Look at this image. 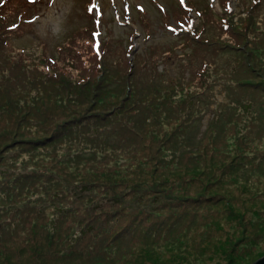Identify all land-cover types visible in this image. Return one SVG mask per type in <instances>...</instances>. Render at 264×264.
<instances>
[{
  "label": "trees",
  "instance_id": "obj_1",
  "mask_svg": "<svg viewBox=\"0 0 264 264\" xmlns=\"http://www.w3.org/2000/svg\"><path fill=\"white\" fill-rule=\"evenodd\" d=\"M184 40L188 46L198 45L196 40ZM225 44L217 49L229 48L227 67L215 61L216 49H211L194 53V60L180 63L179 69L188 73L186 85L203 84L201 75L212 68L215 76L209 74L214 82L221 73L227 75V92L231 94L237 89L263 93L260 98L238 97L234 103L239 106L242 123L232 119L238 113H232L227 122L236 123L235 133L243 131L240 136L245 137L251 132L248 123L253 115L264 109V79L256 78L261 79L258 88L250 78L229 75L244 70L250 49L245 41ZM170 52L172 49L163 50L160 57L170 56ZM13 60L5 59L0 66V238L5 240L0 246V261L7 258L2 253L5 247L12 250V260L32 256L29 264H77L71 258L90 264H115L109 258L115 253L120 257L121 248L131 254L144 251L147 257H139L148 261L152 250L182 259V252L196 251L197 245L215 232L214 225L220 229L227 223V212L213 209L215 214L198 213L199 206L210 208L208 204L216 201L214 194L190 192L189 187H179L177 193L164 191L178 183L186 184L187 172L175 175L181 167L164 147L152 152L155 144L148 135L153 134H147L150 130L160 134L162 126L169 130L177 122L184 123V127L177 124L174 128L182 131L178 139L190 136L193 126L188 119L194 115L199 122L202 100L207 99L214 82L198 97H177L181 82L155 70L153 60L150 63L146 55L135 53L130 59L123 56V50L120 63L102 56L97 65L71 73L45 60L28 63L22 59L18 64ZM38 83L47 86L41 90ZM134 125L138 132L132 134ZM221 138L227 142V137ZM142 142L145 145L139 148ZM16 148L28 151V156L18 158ZM29 157L34 170L16 171ZM120 158L124 160L118 161ZM163 172L166 174L161 176ZM166 182L170 187L162 191ZM242 182L241 190L258 195L247 188L246 179ZM25 193L28 195L22 198ZM263 208L255 209L254 215ZM216 232L224 233L225 240L233 237V232L227 236L225 229ZM37 233L50 245L65 237L72 242L61 252L63 245L38 253L43 260L37 261L33 257ZM249 238H259V234ZM14 240L20 245L14 246ZM111 242L114 246L108 250L103 244ZM233 244H237L239 252L235 255H239L251 250L254 242L241 235ZM23 248H31L33 255ZM84 250L89 253L83 258ZM105 257L107 261L100 262ZM130 264L141 263L135 258ZM151 264L160 262L153 260Z\"/></svg>",
  "mask_w": 264,
  "mask_h": 264
},
{
  "label": "rangeland",
  "instance_id": "obj_2",
  "mask_svg": "<svg viewBox=\"0 0 264 264\" xmlns=\"http://www.w3.org/2000/svg\"><path fill=\"white\" fill-rule=\"evenodd\" d=\"M81 1L83 0H43L41 3L36 4L39 6V9L35 13L36 18L34 19V25L31 27L28 34L17 39L18 42L26 47L25 54L30 62L35 58H38L40 55L38 47L40 41L48 42L49 45H52L62 40H66V36L70 33L69 29L73 28L75 24L84 22L85 19L81 15ZM258 1L259 6L256 9H254V7L250 9L251 4L249 2H247L245 6V8L249 10L251 15L250 18H246L245 15L243 16L240 10L233 11V15L230 17V19L233 20V23L231 21L233 34L227 35V39L222 38L223 34H220L217 36V39L227 40L231 45L239 42L242 44L244 39L247 37L250 38L251 36V29L248 25L251 18L254 19L258 30L263 29L264 0ZM96 2L101 6V18L104 19L106 23L105 25L108 26L111 37L120 36L125 39V41H130L127 40L128 38H126V36L128 31H132L134 35L132 44L134 47L132 48L131 53L138 52L146 46L147 49L145 50V54L150 63L151 60L154 59L153 57H156V59L153 60V68L162 74H167L172 79H175V81L181 82L178 87L180 89L177 92V97L183 95L198 97L199 94L207 88L210 82H214L213 76L211 75L213 74L215 76L213 69L208 68V71L204 72L200 77L203 84L198 82H191L188 83V85L185 84L187 79L185 69H179L178 65L179 62L194 60L195 44L191 43V46H188L185 40L177 38L179 36L173 35L162 26L161 20H159V13L155 9V6L157 5L165 6L166 8L170 7L172 0H154L153 2L151 0H128L130 8L125 14V17L126 19H129L128 24L130 25H127L124 17L119 16L121 14L120 6L123 3L122 0H96ZM198 2L203 9H207L205 0H199ZM135 3H138L135 5V8L144 11V16L148 17L150 21L148 28L149 36L147 37L144 36L143 30L137 23L138 12L134 9ZM231 5L234 6V2ZM172 11L175 15L180 14V10L177 8L172 9ZM214 11L217 12V6L215 4ZM116 12L118 13V16L115 17L113 14ZM205 18L213 17L207 14ZM167 21L170 23L173 22V19L168 18ZM244 28L248 31L247 35L238 34L244 32ZM235 29L239 32H236ZM17 48L18 46L14 45L13 48H11V51L16 52ZM122 48L123 44L119 46L117 50H110L108 59L112 61L115 59L120 63ZM203 48L216 49L214 53L215 61L222 62L227 67V60L230 57L228 47L219 50L217 49V45H206L204 47H199L196 54L201 53V49ZM247 48L250 49V47ZM166 49H172L170 56H165L164 58L160 57L162 51ZM249 53L250 50L247 49L246 57ZM64 54L69 55L70 53L69 51H65ZM226 57L227 59L225 60ZM229 75L237 76V78H250L253 81L250 83H257L256 87L260 88L258 83L261 79L256 80V78L264 79V54L262 55V58L257 59L254 62L248 58V60L245 61L244 70ZM216 77L217 80L214 82L215 84L210 85L211 89L207 95V99L202 100L201 106L203 107V111L200 114V118H198L199 122H197V118H195L194 115H190L188 119L193 126V133L190 136L185 135L181 139H178V137L181 136L182 131L181 133H178V130H174V128L177 124L178 126L184 127V123L177 122L169 130H166V128L162 126L160 134L156 130H150L147 134H153V136L148 135L150 140H153L155 144L151 149L152 152L156 153L160 149L164 150V147L167 154H172L176 166L181 167V169L177 168V174H170L182 175L184 172H187L185 173L187 175V185L185 182L183 185H179L178 183L177 187L174 189L164 191L168 193H177L181 191L179 187H182V190L189 187L188 190L190 192L207 191L208 195L214 194L216 201L213 204H208L210 208L199 206L197 208L199 211L198 213L201 214V212L206 211L208 215L211 212H214L213 209H217V211L221 213L227 212V223L224 222L220 229H216L218 227L217 225H214L215 232L201 241L197 245L199 248L196 251H191L192 253L187 251L181 253L185 258H173L165 253V251H161L163 252L161 253L152 250L148 253L149 256L153 257H150L151 259L148 261V259H142V257H147L144 251L137 250L131 254V252L126 253L127 250L121 248L120 257H117V253H115L113 257L109 258L110 260H113L115 264H130L135 258H137L141 264H151L153 260H158L160 264H248L264 254V208L258 215H254L255 209L258 210L260 206H264V179L261 178V175L264 174V130L258 132V130L264 126V109H259V113L253 115V118L248 123V128H250L249 130L251 132L245 137L240 136L243 131H240L241 133L239 135L235 133L236 123L230 125L227 122L232 113H238L234 114L237 116L233 115L232 119L238 120L239 124L242 123L241 120L243 117L239 114V106L234 104L239 101L236 100L238 97H244L247 99L251 97L260 98L263 93H260L257 89H255L254 92L237 89L231 94V91L227 92V75L221 73L220 76ZM37 85L41 90H44L47 86L41 85L40 83ZM262 99L264 100V98ZM150 101L151 99H148L147 103H150ZM154 105L152 108L157 109ZM142 108L148 109V107L144 106H142ZM140 128L142 127L140 126ZM135 132L138 131L135 129L134 125L131 128V133L133 134ZM222 136L227 137V142L221 138ZM144 145L143 142L140 143L139 148L144 147ZM21 149L22 148H16L15 152L19 154L18 158L23 159L28 156L29 153L25 150L21 152ZM173 151L175 153H173ZM123 160V158H120L118 161ZM32 163L33 161L29 157L22 163V165L18 166L16 171H20L19 173H22V171L31 172L34 170L31 168ZM171 166L174 165L172 164ZM221 173L224 174L222 175ZM165 174L166 172H163L161 176ZM238 177L240 179H237ZM243 179H246L245 184H248L247 188L253 189L258 195L255 196L251 191L247 194L244 190H241L243 186L242 183H244L242 182ZM169 187L170 185L166 182L161 188L163 191L164 188ZM156 190H160V188ZM25 195L28 194L25 193L22 198ZM65 201L67 200L65 199ZM65 201L61 200L64 204ZM158 206L159 205L155 207ZM224 229L227 231V236L233 232V237L231 239L225 240L224 233L216 232L217 230ZM63 232L64 231L62 230L61 233ZM257 234H259V238H249L251 235ZM241 235L248 237L249 240L252 239L254 244H252V246L250 245L251 250H248L243 254L235 255V253H238L239 251H236L237 244L235 246L233 243ZM38 236L37 233L35 237L38 238ZM21 238L22 236L19 239ZM4 241L5 240L0 241V246H4ZM35 241L36 242L33 243V245L38 248L36 247L34 255L31 248V251L26 248H23V250H26L27 254H31L32 252L33 257L37 259V261L43 260L42 256L37 255L38 253H47L54 249H59L63 245L60 249L61 252L66 245L72 242L69 237L61 239L60 242L55 245H50L48 241L42 238H38V240L36 239ZM14 242H16L14 246L20 245V242L18 243L15 240ZM113 243L115 242L103 245L109 250L110 247L114 246ZM5 249L6 250H3L2 253L5 254L7 258L0 261V264H29L32 259V256H30L31 259L22 260L21 258V260H12L10 257L12 250L7 249L6 247ZM17 252V254H19L20 251ZM88 253L89 251L84 250L82 257L84 258ZM106 257L100 262L107 261L105 260ZM56 258L68 259L71 257ZM71 260L77 264H90L89 261L85 259L79 261L71 258Z\"/></svg>",
  "mask_w": 264,
  "mask_h": 264
},
{
  "label": "water",
  "instance_id": "obj_3",
  "mask_svg": "<svg viewBox=\"0 0 264 264\" xmlns=\"http://www.w3.org/2000/svg\"><path fill=\"white\" fill-rule=\"evenodd\" d=\"M248 264H264V254L253 260L252 262Z\"/></svg>",
  "mask_w": 264,
  "mask_h": 264
}]
</instances>
